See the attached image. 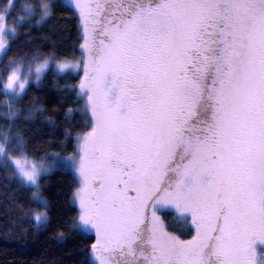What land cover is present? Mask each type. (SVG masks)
<instances>
[{
	"label": "snow or ice",
	"instance_id": "snow-or-ice-1",
	"mask_svg": "<svg viewBox=\"0 0 264 264\" xmlns=\"http://www.w3.org/2000/svg\"><path fill=\"white\" fill-rule=\"evenodd\" d=\"M56 6L0 7L8 119L47 72L79 77L59 152H30L14 123L0 131V168L29 191L32 226L50 222L41 181L55 165L71 177L64 227L90 240L80 264H264V0H71L79 58L9 55L19 27Z\"/></svg>",
	"mask_w": 264,
	"mask_h": 264
},
{
	"label": "trees",
	"instance_id": "trees-1",
	"mask_svg": "<svg viewBox=\"0 0 264 264\" xmlns=\"http://www.w3.org/2000/svg\"><path fill=\"white\" fill-rule=\"evenodd\" d=\"M56 5L52 19L46 25L23 24L19 27L9 55L39 47L43 51L55 49L58 56L69 59L76 57L80 43L78 21L72 16L70 6ZM16 13L13 11V15ZM78 79V76H54L47 72L42 84L27 88L17 105L20 109L17 117L8 119L0 106V131L7 130L14 123L25 133L30 152L37 155L59 152L60 141L65 139L64 130L75 133L80 119L74 116L69 123L64 115L66 109L75 107L71 103L72 95H66V87L76 84ZM34 104L43 112L37 111L34 117H30L29 110ZM45 117H51V122ZM41 183L50 201V222L34 228L27 216V209L33 206L29 201V191L18 185L9 169L0 168V264H80L82 261L84 245L90 240L64 227L68 217L75 212V207L69 202L71 177L62 168H57L48 172ZM165 219L173 226L170 230H177L180 220L174 213L170 212ZM58 231H63L64 235L58 236ZM177 233L188 238L181 232Z\"/></svg>",
	"mask_w": 264,
	"mask_h": 264
},
{
	"label": "rangeland",
	"instance_id": "rangeland-1",
	"mask_svg": "<svg viewBox=\"0 0 264 264\" xmlns=\"http://www.w3.org/2000/svg\"><path fill=\"white\" fill-rule=\"evenodd\" d=\"M15 2H16V4H17V6H19V4L20 3H24V2H26V3H33V4H36L37 2H38V0H15ZM55 2L56 3H62V4H65V5H68V6H70V4H71V0H55ZM4 3H6V0H0V7H2L3 6V4ZM16 12H18V11H16ZM17 15H20V16H23V12H18V13H16ZM10 20V19H9ZM79 56H80V51H79V46H78V53H77V55H76V58H79ZM71 59V58H70ZM3 99V96L1 97V99L0 100H2ZM0 106H2L3 107V111H4V113L6 114V112H7V108L6 107H4L3 105H0ZM57 168H59V167H57V166H53L51 169H50V171L49 172H51V171H53L54 169H57ZM10 170V169H9ZM11 171V170H10ZM161 215H162V213H161ZM180 220V219H179ZM182 223H183V221H181L180 220V223L178 224V228L177 229H179L180 227H181V225H182ZM178 232H180V231H178ZM178 234V233H177ZM183 238V237H182Z\"/></svg>",
	"mask_w": 264,
	"mask_h": 264
}]
</instances>
